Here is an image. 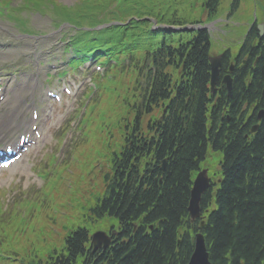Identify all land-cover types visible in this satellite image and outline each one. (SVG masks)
<instances>
[{
  "label": "rangeland",
  "instance_id": "1",
  "mask_svg": "<svg viewBox=\"0 0 264 264\" xmlns=\"http://www.w3.org/2000/svg\"><path fill=\"white\" fill-rule=\"evenodd\" d=\"M62 2L66 5H73L76 0H62ZM232 2L233 0H221L218 20L223 26L221 32L229 33L225 44L229 45L233 54H236L239 49V40L245 35L247 25L254 20L264 23V0H240V8L226 23ZM194 3H196L195 6ZM202 3L203 0H188L189 11L182 17L190 22L201 20L206 23ZM166 6L171 7L167 12L171 16L175 9L173 0H166ZM177 15L180 17L181 12L178 11ZM30 21L33 36L23 35L11 24L0 20V66L20 64L36 71L37 63L24 58L26 53L35 54L38 51L44 57L51 51L52 60L47 62L51 65H44L42 68L45 77V74L50 73L49 70L53 69L57 62L62 63L64 39L47 16L33 14ZM64 29L63 34L68 33V28ZM8 41L26 43L27 46L6 45ZM224 46V44L212 41L211 50L220 53ZM20 48H24V53L15 58V51ZM95 85H99L98 81H95ZM79 115V141L72 153L70 166L64 173L62 169H57L40 176L45 182V186L35 195L37 200L31 206L23 207L21 214H17L13 209L4 212L3 207L5 206H3V196L0 191V215L9 217V226L3 227V233L0 234V264H35L39 260L48 258L57 249L54 238L63 237L69 230L68 215L72 209L76 207L81 213L85 207V199L87 197L94 199L97 196L98 191L94 177L98 176V171L102 167L103 153L114 144L112 129L103 119V111L96 101L86 104ZM70 135L74 136L73 133H70L66 137L68 145L64 149V155L69 152L72 141ZM48 149L56 155L60 154L59 144H56L55 141L48 146ZM208 155L210 156L207 159ZM207 156L200 166L208 170L210 177L216 178L219 176V163L222 160V154L214 152L208 147ZM34 188L35 185L31 184L28 192H23L20 187H12L7 197L10 201L9 205L13 202L17 203L21 198L29 199ZM15 190L18 191L16 196L13 194ZM36 214L47 216L49 221L39 226L32 224L30 217ZM110 224L117 225V222L112 220ZM99 228L107 230L109 225L103 223ZM89 229L91 233L96 231V229Z\"/></svg>",
  "mask_w": 264,
  "mask_h": 264
},
{
  "label": "trees",
  "instance_id": "2",
  "mask_svg": "<svg viewBox=\"0 0 264 264\" xmlns=\"http://www.w3.org/2000/svg\"><path fill=\"white\" fill-rule=\"evenodd\" d=\"M199 126L196 120L188 133H175L169 138V149L179 151L177 163H172V175L163 187L155 184L151 193L144 192L142 186L135 188V185L119 189L123 177L115 171L111 189L100 203L103 210L116 214L118 218L127 217L129 221L140 213H148L147 217L168 222L165 224L167 234L159 238L155 235L151 241L144 242L143 247L137 248L133 260H126L125 264H164L166 260L171 264L189 258L192 247L186 237L181 250L175 249L174 227L186 213L190 189L188 173L193 168L195 158L204 151L203 123L202 129L197 132ZM234 135L231 132L230 138H234ZM240 152L230 153L233 170L227 174L224 193L217 196L219 210L209 218L207 242L214 264H264V172L259 175L254 163L251 165V177L246 180L245 171L251 160ZM127 169H123V175ZM138 193L141 198L137 197ZM79 236L75 235L68 241L71 248L78 243Z\"/></svg>",
  "mask_w": 264,
  "mask_h": 264
},
{
  "label": "bare ground",
  "instance_id": "3",
  "mask_svg": "<svg viewBox=\"0 0 264 264\" xmlns=\"http://www.w3.org/2000/svg\"><path fill=\"white\" fill-rule=\"evenodd\" d=\"M5 131H6V129H1V128H0V138H2V137H4V136H5ZM37 148H38V146H36V147H35V148H33V149H35V150H36ZM23 157H26V158H28V155H23ZM21 161H22V160H20V161H19V162H17V163L15 162V167H16V166H18V165H20V164H21ZM26 163H28V161H26Z\"/></svg>",
  "mask_w": 264,
  "mask_h": 264
}]
</instances>
